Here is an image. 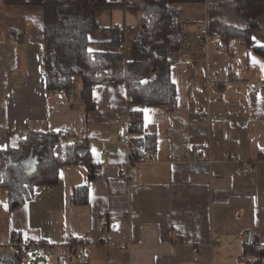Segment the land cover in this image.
Wrapping results in <instances>:
<instances>
[{
  "label": "crops",
  "instance_id": "crops-1",
  "mask_svg": "<svg viewBox=\"0 0 264 264\" xmlns=\"http://www.w3.org/2000/svg\"><path fill=\"white\" fill-rule=\"evenodd\" d=\"M180 9L191 15L170 67L176 110L132 104L124 84L98 83L95 108L86 113L79 76L70 97L46 89L41 9L0 0V148L30 131L72 129L101 165L93 179L83 163L62 165L55 184L36 186L14 209L0 187V251L14 249L10 234L17 230L28 244L23 257L31 253L36 264H248L240 255L249 235L264 242V59L240 38L225 46L208 35L200 44L191 20L206 19V5ZM251 16V45H263L264 6H253ZM96 21L88 50L114 51L118 44L104 28L135 26L138 14L100 7ZM134 34L127 29L123 44ZM133 109L142 110L144 132L157 141L155 153L139 162L129 160L118 135ZM248 164L255 170L243 171ZM83 184L88 201L78 204L72 190Z\"/></svg>",
  "mask_w": 264,
  "mask_h": 264
},
{
  "label": "trees",
  "instance_id": "trees-1",
  "mask_svg": "<svg viewBox=\"0 0 264 264\" xmlns=\"http://www.w3.org/2000/svg\"><path fill=\"white\" fill-rule=\"evenodd\" d=\"M13 6H35L41 9L39 24L43 34L40 64L47 90H64L71 96L74 76L81 78L80 98L86 113L95 108L92 90L98 83L124 84L129 102L135 105H164L169 111L178 106L176 85L170 67L179 59L184 42V26L180 7L185 4H205L207 32L218 35L228 46L240 38L264 59V44L251 45L250 35L257 22L251 8L263 5L264 0H2ZM132 7L138 14L137 26L113 24L104 28L111 34V42H124L127 29L134 30L130 51H89L88 32L99 29L96 10L100 7ZM233 14L237 20L226 18ZM195 19V18H193ZM192 22V20H191ZM61 131L24 134L16 146L0 148V187L8 194V207L14 209L31 200L38 185H52L58 181L60 167L78 162L87 168L88 179L100 174V163L91 160L86 137L67 139L58 144ZM131 162L142 161L156 151V135L145 133L141 109H133L128 117ZM72 200L78 204L88 201L87 184L72 190ZM248 240V239H247ZM243 244L241 259L248 264H264V242L252 237ZM10 244L22 264L27 250L20 231L10 234Z\"/></svg>",
  "mask_w": 264,
  "mask_h": 264
},
{
  "label": "built area",
  "instance_id": "built-area-1",
  "mask_svg": "<svg viewBox=\"0 0 264 264\" xmlns=\"http://www.w3.org/2000/svg\"><path fill=\"white\" fill-rule=\"evenodd\" d=\"M192 23L196 26V30L199 34L198 37V42L200 44H205L206 40H207V36L209 35L207 32V20H197V19H192ZM130 28H133V26H129ZM118 48L122 49L124 51H130V46L129 45H125L123 43L118 44ZM218 53H221L222 51H217ZM262 96L264 97V94H262ZM27 123V122H26ZM26 127L29 129L30 125L26 124ZM13 131V130H12ZM118 135H119V142L121 144H123L124 146L128 147L129 146V133L127 128L124 127H120L118 130ZM75 138H79L82 139L84 138V135L82 133H76L74 130L72 129H66L63 130V132H61V134H59L58 139H57V143L58 144H64L65 140L67 139H75ZM226 158H233L232 154H226L225 155ZM79 163H82L81 160L78 161ZM243 171H254L255 168L253 165H244L242 167ZM218 240V239H217ZM28 243V242H26ZM197 248H193V252H196Z\"/></svg>",
  "mask_w": 264,
  "mask_h": 264
},
{
  "label": "rangeland",
  "instance_id": "rangeland-1",
  "mask_svg": "<svg viewBox=\"0 0 264 264\" xmlns=\"http://www.w3.org/2000/svg\"><path fill=\"white\" fill-rule=\"evenodd\" d=\"M189 5V4H188ZM198 6V5H197ZM196 8V7H195ZM196 11H198V10H196ZM191 11H182V12H180V15H179V17H180V19L181 20H185V19H188V18H190V15H191V13H190ZM227 17L226 18H228L229 20H237V19H235V17H234V15L231 13V14H228V15H226ZM41 19V15H40V17H39V20ZM135 26H137V25H135ZM248 241V240H247ZM30 252H32V249H31V251ZM15 260H17V256L15 255V253H14V249H10V250H8V251H6V250H1L0 251V263H3V264H10L12 261H15ZM39 261V260H38ZM36 262H37V259H34L33 258V256L31 255V253L28 255V257H23V263L22 264H36ZM39 263H41L40 261H39Z\"/></svg>",
  "mask_w": 264,
  "mask_h": 264
},
{
  "label": "water",
  "instance_id": "water-1",
  "mask_svg": "<svg viewBox=\"0 0 264 264\" xmlns=\"http://www.w3.org/2000/svg\"><path fill=\"white\" fill-rule=\"evenodd\" d=\"M248 240H250V235H249V237H248ZM0 264H3V263H0Z\"/></svg>",
  "mask_w": 264,
  "mask_h": 264
}]
</instances>
